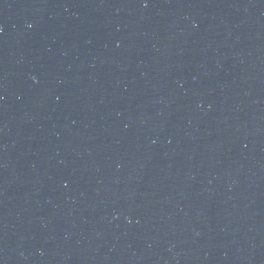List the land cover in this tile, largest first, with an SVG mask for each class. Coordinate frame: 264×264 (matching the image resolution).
I'll return each instance as SVG.
<instances>
[{
	"label": "water",
	"instance_id": "95a60500",
	"mask_svg": "<svg viewBox=\"0 0 264 264\" xmlns=\"http://www.w3.org/2000/svg\"><path fill=\"white\" fill-rule=\"evenodd\" d=\"M0 264H264V0H0Z\"/></svg>",
	"mask_w": 264,
	"mask_h": 264
}]
</instances>
